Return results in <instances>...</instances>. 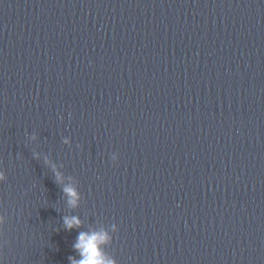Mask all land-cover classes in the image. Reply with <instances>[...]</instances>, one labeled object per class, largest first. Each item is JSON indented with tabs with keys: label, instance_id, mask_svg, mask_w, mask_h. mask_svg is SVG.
I'll use <instances>...</instances> for the list:
<instances>
[{
	"label": "clouds",
	"instance_id": "1",
	"mask_svg": "<svg viewBox=\"0 0 264 264\" xmlns=\"http://www.w3.org/2000/svg\"><path fill=\"white\" fill-rule=\"evenodd\" d=\"M32 139H35L34 135L32 136ZM63 142L65 144L69 143L67 139H65ZM34 158L39 159V156L34 154ZM112 159L115 160L116 157L113 156ZM44 163L46 166H49L52 169L55 182L59 185L62 181L60 172L56 170L55 165L51 164V161H49L47 158H45ZM5 179V174L0 172V181ZM62 191L68 197V205L70 207H76L80 198L79 192L71 186H64ZM63 221L64 226L68 230L81 226V221L76 216H65ZM0 222H2V217H0ZM113 227L115 230V225ZM109 239L110 237L104 232H80L77 238V243L74 245V247L80 253L82 258L80 260H76L72 257H69L71 264H115L114 260L105 258V255L100 248V245L106 243Z\"/></svg>",
	"mask_w": 264,
	"mask_h": 264
}]
</instances>
